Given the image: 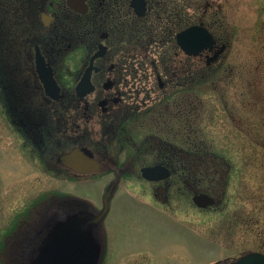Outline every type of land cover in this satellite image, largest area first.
Segmentation results:
<instances>
[{
	"label": "flooded vegetation",
	"instance_id": "flooded-vegetation-1",
	"mask_svg": "<svg viewBox=\"0 0 264 264\" xmlns=\"http://www.w3.org/2000/svg\"><path fill=\"white\" fill-rule=\"evenodd\" d=\"M171 4L172 0H145L146 9L139 14L134 0H86L81 6L72 0H0V99L19 148L40 169L39 158L45 155L57 161L60 155L76 147L88 149L101 162V170L113 176L101 202L99 213L105 215L99 225L100 232L95 233L97 246L93 242L94 250L98 251V264H109L107 258L111 252L106 221L112 210L113 195L123 180L128 182L131 178L126 186L132 190L129 192L145 195L152 204L171 214L185 213L178 206L169 210L168 205L176 202L208 213L219 205L224 194L221 190L225 186L220 190L218 184L225 170L216 161L219 156L197 154L187 148L195 147L199 140L195 131L190 132L193 130L190 127L197 118L200 72L219 67L228 44L206 12L195 15L194 23L186 26L183 8L176 10L175 4ZM192 26H203L211 33L214 40L211 47L195 49L190 54L185 51L177 36ZM156 32L162 37L160 45ZM70 51L81 54L75 57L77 63L79 61L78 70L67 86L59 62ZM38 53L53 69L61 88L55 98L47 94L42 83ZM154 53L160 56L154 58ZM88 69L93 90L88 91L86 87L78 91L77 86ZM138 78L142 83L145 80L139 90L130 83ZM136 95L137 98H129ZM141 95L146 97L143 103H140ZM136 125L149 126L152 131L161 127L160 131L165 134V137L152 136L148 140L149 149L157 152L156 159L138 171L134 158L128 157L120 163L123 151L115 154L110 148L113 142H118L120 147L116 138L121 130L140 127ZM58 138L71 141L68 145H72L71 149L57 152V148H43L47 142L63 146ZM175 139L177 143L170 142ZM124 140L133 142L135 138L127 134ZM58 166L56 175L66 174L64 181L74 178L72 170ZM149 167L161 168L157 180L144 176V168ZM51 168L46 163L45 171L52 172ZM200 169L203 178H198ZM178 174V185H171ZM172 191L177 193L173 195ZM201 195L210 196L214 203L200 206L201 201L196 202V197ZM56 207L60 209V219L74 214V202L68 197ZM59 223L60 220H54V225ZM38 234L31 237L25 234L15 241L13 257L19 259H12L10 264H21L24 255L32 262L42 247Z\"/></svg>",
	"mask_w": 264,
	"mask_h": 264
},
{
	"label": "rangeland",
	"instance_id": "rangeland-1",
	"mask_svg": "<svg viewBox=\"0 0 264 264\" xmlns=\"http://www.w3.org/2000/svg\"><path fill=\"white\" fill-rule=\"evenodd\" d=\"M173 4L176 10L183 8L186 26L194 23L195 15L206 12L228 44L219 67L200 72L197 118L190 127L193 129L190 132L195 131L199 140L195 147L187 148L197 154L219 156L216 161L225 170L218 184L220 190L225 186L221 190L224 194L219 205L208 213L176 202L168 205L169 210L178 206L185 213L171 214L152 204L145 195L129 192L132 190L126 186L131 178L128 182L123 180L113 195L112 210L106 221L111 252L107 258L109 264H216L249 252H264V0H172L171 6ZM155 37L160 45L162 37L157 32ZM150 50L151 46L148 52ZM80 54L70 51L59 62L67 86L78 70L79 61L77 63L75 57ZM153 56L158 58L160 54ZM130 83H134L137 90L143 84L140 78ZM129 98H137V95ZM145 99L141 95L140 103ZM2 109L0 103V264L4 263L3 257L10 261L15 254L10 244L14 245L26 233L51 235L56 230L52 226L54 220L66 223L89 217L82 210H74L71 217L61 216L60 219L56 205L67 197L86 207L91 212L90 217L100 215L105 187L113 179L102 169L94 176L64 181L66 174L62 177L55 174L58 160L48 159L46 155L39 158L40 169L19 148L12 125ZM160 129L128 127L117 135L120 147L118 142H113L110 148L115 154L123 151L120 163L128 157L134 158L138 171L156 159L157 152L149 149L148 140L152 136L165 137ZM127 134L133 135L135 140L126 142ZM58 139L63 146L47 142L43 148H57V152L71 149L72 145L68 147L71 141ZM170 142L177 143V140ZM40 160L37 159L38 163ZM46 163L52 166V172L45 171ZM198 173H201L198 178L204 177L201 169ZM176 178L171 185H178L179 174ZM90 223L86 229L88 233L91 231L89 234L94 240L95 233L102 227ZM6 243L9 246L6 247Z\"/></svg>",
	"mask_w": 264,
	"mask_h": 264
},
{
	"label": "water",
	"instance_id": "water-1",
	"mask_svg": "<svg viewBox=\"0 0 264 264\" xmlns=\"http://www.w3.org/2000/svg\"><path fill=\"white\" fill-rule=\"evenodd\" d=\"M49 72L51 71L47 70L42 64V79L47 88L55 85L53 75H50ZM92 158L93 154L88 149H83L82 151L75 149L71 154L61 156L59 162L79 174H90L97 172L101 167V164ZM112 194L113 192H111ZM74 210H82V213L88 214L89 217L71 220V222L64 224L50 237L39 254L37 253V257L35 256L32 259V262L28 260L27 255H24L25 257L21 260V264H98V251H94L90 244L91 241L93 245L94 240L90 237L89 240L86 226L90 222V224L95 223L99 226L105 214L90 217L91 212L86 207L78 204L74 205ZM89 232L91 231L89 230ZM32 235L30 234L29 236L31 237ZM11 248L14 250L13 244ZM15 257L12 256L10 261L19 259ZM10 261L8 260L7 263L10 264ZM232 264H264V255L251 254Z\"/></svg>",
	"mask_w": 264,
	"mask_h": 264
}]
</instances>
